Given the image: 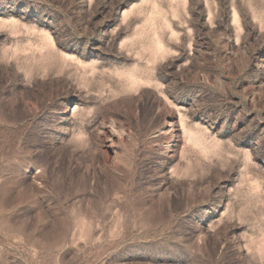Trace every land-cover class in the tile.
Segmentation results:
<instances>
[{
	"label": "rangeland",
	"instance_id": "rangeland-1",
	"mask_svg": "<svg viewBox=\"0 0 264 264\" xmlns=\"http://www.w3.org/2000/svg\"><path fill=\"white\" fill-rule=\"evenodd\" d=\"M0 264H264V0H0Z\"/></svg>",
	"mask_w": 264,
	"mask_h": 264
}]
</instances>
